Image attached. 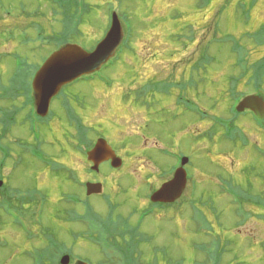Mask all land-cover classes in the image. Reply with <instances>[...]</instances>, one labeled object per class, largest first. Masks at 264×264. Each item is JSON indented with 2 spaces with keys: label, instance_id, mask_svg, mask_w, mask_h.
I'll return each instance as SVG.
<instances>
[{
  "label": "rangeland",
  "instance_id": "1",
  "mask_svg": "<svg viewBox=\"0 0 264 264\" xmlns=\"http://www.w3.org/2000/svg\"><path fill=\"white\" fill-rule=\"evenodd\" d=\"M2 4L13 11V16L7 17L0 9L1 34L19 28L15 32L18 34L25 28L32 40L36 24L49 35L60 31V24L52 18L50 0H4ZM85 4L80 33H72V42L94 51L111 27L112 14L117 13L127 34L123 53L105 71L113 82L112 87L78 81L62 92L63 99L71 100L64 99L65 108L61 101L52 102L50 110L56 112L55 118L49 126L41 125L42 142L31 136L29 120L25 122L26 116L31 119L24 102L29 84L18 83L25 78L31 80L30 73L55 46H23L19 39L15 42L0 39L3 56L0 85L12 88L8 92L14 96L12 100L23 89V97L16 103L19 109L5 114L12 104H0V118L5 114L7 124L0 122V168L1 162H5L4 154L10 155L4 165V177L11 174L9 180L22 194L27 192L26 188H40L49 184L48 181L56 183L67 178L42 165L39 152L28 155L34 146L26 153L13 143L20 140L34 143L42 154L45 152L52 159L69 157L63 161L83 180L90 177L94 181L108 180L112 187L105 184L106 190L120 192L113 183L110 166L104 165L100 175L89 177L86 158L70 151L75 148L76 129L68 120V113L73 122L80 121L79 130L97 129V136L108 140L124 162L125 157L132 155L120 174H115L120 176L117 181L122 180L126 190L112 197L127 217L133 213L128 211L131 206H137L140 211L151 206L148 199L141 200L148 192L146 182L153 179L151 182L158 189L166 182L161 178L169 174L171 180L173 168L179 166L176 157L185 155L190 160L184 170L192 182L187 185L182 200L167 210L153 209L140 226L143 233L156 237L139 247L140 258L136 259L139 264H218L217 258L220 264H264V218L259 216L264 215V207L245 201L241 210L248 213L239 216L240 210L231 205L223 191L227 186L244 195L257 196L258 186L264 183V127L260 126L259 130L251 115L235 116L230 110L238 97L257 93L264 97V0H85ZM66 5L63 12L67 13L58 17L60 22L65 17L69 19L68 15L72 18L75 15L76 0H69ZM22 11L28 13L27 19ZM15 52L27 57L26 66L20 71L13 70L10 60L13 56L6 58L5 53ZM244 61L248 66L245 64L242 69L240 64ZM251 66L257 67L261 77H256ZM25 71L26 75L11 87L13 78ZM93 104L96 109L92 112ZM51 115L49 112L48 116ZM216 115L235 120L238 128L235 134L224 133L215 126L212 120ZM11 120L15 123L9 125ZM90 132V137H94L95 133ZM60 143L64 144V151L69 150L68 154L62 152ZM124 144L132 154L122 150ZM144 162L146 168L142 166ZM51 190H41L47 196L50 193L51 201L48 199L49 206L43 210L42 228L30 229L33 235L37 232L32 240L19 227L9 225L0 212V264H45L35 259L54 253L57 245L73 247L74 258L89 264L128 262L117 254L114 261L106 260V254L102 256L99 248L94 247L97 245L88 240L80 239L76 248L70 234L79 226L70 223L61 212L71 202L62 203L56 188ZM70 192L78 199L85 198L84 188L75 182L70 184ZM91 202H97L99 211L106 209L96 197ZM209 210L215 212L216 221L208 219ZM22 211L33 219L36 205L23 207ZM238 225L242 226L237 228ZM115 233L119 231L115 229ZM40 241L43 251L36 248Z\"/></svg>",
  "mask_w": 264,
  "mask_h": 264
},
{
  "label": "flooded vegetation",
  "instance_id": "2",
  "mask_svg": "<svg viewBox=\"0 0 264 264\" xmlns=\"http://www.w3.org/2000/svg\"><path fill=\"white\" fill-rule=\"evenodd\" d=\"M59 35H61V24H60ZM57 39L61 40V37H58ZM9 42H12V41L9 40ZM58 101H63V99H59ZM92 106L94 107L93 109H91L89 107L87 110L91 109V111L93 112V110H95L96 107L94 106V104ZM85 114L87 115L86 112H85ZM116 125H118V124L116 123ZM101 127H103V126H101ZM104 129H105V127H104ZM100 138H103V137H97L95 139L93 138L90 140L89 144L86 143L87 152L90 151L94 147L97 140ZM122 149H124V147ZM66 154H68V152H66ZM116 154H117V152H116ZM125 158H126L127 162H130V159H132L131 156L125 157ZM64 159L68 160L69 157L60 159L59 165H61L63 167V171L61 173H65L67 178H65L64 180L60 179L61 181H56V183H54L53 181H48L49 184L43 185L40 188L36 187V190H32V189H35L34 187L33 188H26V189H24V191H27V192H25L24 194L21 193V195L16 194L17 190H19V189L15 188L12 185L11 181L9 180L11 174L6 178V177H4L3 173L0 171V212L9 221V225H15V226L19 227L25 234L28 233L29 238H31V240H32V237L35 236V234L37 232L33 235L31 230L35 229L38 231L40 228H42V225H40V223H42V219L45 217V214L43 211L44 207L36 204L37 202H35L33 200V198L36 197V193L42 192L41 190L48 192L49 190L56 188L55 191L58 192L59 197L65 196V198H66V199L60 200L62 203L63 202L66 203L68 200H70L72 202L71 206H69L68 208H64L61 212L66 216L69 215L70 216V222L79 226L76 231L72 230V232L70 234L71 237L73 238L74 242H75L76 248H77V243L80 239L91 241L94 244H96L97 246H94L91 243H90V245H93L94 247H98L100 252H101V255L104 256L106 254V256H107L106 260H109V253L105 252L102 249V245H101L102 239L105 238L106 242L112 247V250L119 252L121 254L122 258L129 259L128 253L131 250V244L130 243L132 241L131 234H134L135 230H137L138 235H140V237L137 238V240L139 242L143 241L147 237L150 239V242H152L155 239V237H156L155 235L143 233L142 229L140 227L141 224L143 223V221L145 220V218L152 215L151 212L153 209H155V208L158 209L159 205H163V204L157 205L158 203H153L151 201V194H153L156 190H158L160 188V187L158 189L155 188L154 183L151 182L153 179L150 182H146L148 192H147V195H145L141 199V200L148 199L150 201L149 203H151V206H149L146 209L141 210V211L137 208V206H131L128 211H133V213H132V215L127 217L124 215L126 211L123 212L122 210H120L119 205L112 200L113 195L118 196V195L124 193L126 190L122 187V180H121V182L117 181L120 176L115 177V174H120V172L122 171V168L124 167V164L126 161L124 162L121 159V163L123 162L121 168H119L117 170L112 169V171H111L113 173V176H114L113 183L115 181V183L117 184L116 187L118 189H121L120 192H118L116 190H114V192H112V191L106 190L105 184H106V186L109 185L110 187H112L109 184L108 180H106V182H107L106 183L105 181L100 182V180L94 181L92 179V177H90L91 175H94V178H95L97 176L96 174L100 175L102 167L104 165L111 166V161H108V162L101 164L99 166V170L97 172H94L93 171L94 170V168H93L94 164L86 158L85 159V163L87 166L86 175H88L90 178H87L85 181L81 182L82 180H81L80 174L69 163L64 162L63 161ZM139 159L141 160L142 157H140ZM148 160H152V159L148 158ZM152 164H155V162H152ZM42 165H44V164H42ZM145 165H146V163L144 162V164L142 166H145ZM145 168H146V166H145ZM47 169L51 170V168H49V167H47ZM68 171L72 172L73 175H71L70 172L68 173ZM61 173H59V174H61ZM168 181H169V179H166V182H168ZM72 182H75V184H77L81 187H84V183L87 182V183L91 184V186L93 188L90 189V192L88 194L86 193L87 190L84 188L86 190L85 191V198L84 199H78L75 195H73L70 192V184ZM163 184H164V182L162 183V185ZM99 185H100V187H99ZM63 188H65V189H63ZM52 191L53 190H51L50 193ZM8 192H10L12 195V197L10 199L6 198V196L3 197V195H6ZM29 193L32 195H28ZM50 193H48L49 196H50ZM49 196H48V199L51 201V198ZM16 197L18 199H15ZM73 197L75 198L74 202L72 200ZM95 197L106 205L105 210L99 211L100 209L98 207L97 202H95V203L91 202V200ZM14 200H16L15 203H14ZM33 205H36V211H35V216H33V219H31V216L25 215L27 213L22 211V208L23 207H27V208L31 207L32 208ZM53 208L59 209V206L56 205V207H53ZM134 209H136V210H134ZM67 211H69V214H67ZM147 212H149L148 216H147ZM93 215H95V216H93ZM38 216L40 219L39 222H38ZM95 217H98L102 220L109 219V217H110L113 222H116L119 217H122V219L124 221L128 222L129 227H127V226L115 227L113 232H106L103 228V221L102 220L97 222V223H94ZM1 223L2 222L0 221V224ZM115 229H117L119 231V233H115ZM13 236H16V234H14ZM13 236H12V239H15L16 237H13ZM40 243H41L40 246L36 247V248H38L39 251H43V243L41 241H40ZM146 244H148V243H145L144 245H146ZM56 247L57 248H56V251L54 253L49 254L47 257L41 258V260H43V261L49 260V262H53L55 264H58V262H60L63 259V257H68V262L70 264H77L79 262L84 261V260L83 261L77 260V258H74L72 252L75 251V249L73 247H65L64 245H57ZM124 249H126V250H124ZM114 257L115 256L112 254L111 255V261H114ZM137 257H138V254L135 253L133 258L136 260ZM72 259L74 260V262H72L73 261ZM138 260H139V258H138Z\"/></svg>",
  "mask_w": 264,
  "mask_h": 264
},
{
  "label": "water",
  "instance_id": "3",
  "mask_svg": "<svg viewBox=\"0 0 264 264\" xmlns=\"http://www.w3.org/2000/svg\"><path fill=\"white\" fill-rule=\"evenodd\" d=\"M124 37L121 22L117 14H114L111 30L93 52H86L77 45H68L55 54L41 69L34 83L39 113L42 116L47 115L50 102L64 86L84 75L99 71L104 64L115 56ZM246 108L252 109L260 118H264V101L262 98L256 96L246 98L238 110L244 111ZM89 159L94 162L95 170L101 163L109 159L113 160L115 166H121V160L115 156L105 140H99L94 150L89 154ZM187 162L188 159L183 160V164ZM186 186L187 173L185 170L179 169L174 179L153 195L152 201L155 203H174L182 197ZM63 263L67 264L68 262Z\"/></svg>",
  "mask_w": 264,
  "mask_h": 264
},
{
  "label": "trees",
  "instance_id": "4",
  "mask_svg": "<svg viewBox=\"0 0 264 264\" xmlns=\"http://www.w3.org/2000/svg\"><path fill=\"white\" fill-rule=\"evenodd\" d=\"M52 1V4L54 5V4H57L58 3V1H59V5H60V8L61 9H63L64 7L66 8V4H67V2L69 1V0H51ZM2 3H4V0H0V9H4L6 6L4 5V4H2ZM76 9L78 8V6H81L82 7V10H83V12L86 14V12H85V8L86 7H84L83 5H82V3H81V0H76ZM21 28V27H20ZM19 28H17L15 31H12L9 35H8V37H7V39H5V40H11L12 42H15V41H18V39L21 41V42H23V41H25L26 39H29L28 37H30V35L28 34V30L27 29H25V28H21L19 31H18V34H16L15 32H17V30H18ZM64 32H68V30H67V27L65 28V31ZM50 39H52V37H48V40H50ZM21 58H22V55H21ZM1 61H2V59H1ZM13 62V70L14 69H16L17 71H20V70H22L25 66H26V64L25 63H23L20 59H19V57L17 56V55H15V58H14V60L12 61ZM245 64H247V62L245 63V61L242 63V64H240V67H242V69L244 68V66H245ZM251 64H252V62H251ZM247 66H248V64H247ZM252 67V66H251ZM30 68V67H29ZM28 68V69H29ZM253 68V70H254V72H255V75H256V77H261V73L260 72H258L256 69H257V67H252ZM27 69V70H28ZM263 69V68H262ZM26 70V71H27ZM26 71L23 73V75H19V76H17V77H15V78H13V81H12V85H11V87H13L16 83H18V80H20L24 75H26ZM262 73H264V70L262 71ZM230 81V80H229ZM18 84H20V83H18ZM0 87H1V89H0V92L3 94V95H10V94H8V92H11V89H9L7 86H5V85H0ZM260 87V86H259ZM137 102V101H136ZM145 107H146V105H144ZM147 109L149 110V111H151L150 110V108H148L147 107ZM71 120V119H70ZM216 122L217 123H220V124H222V125H225L224 123H222L221 121L219 122L218 120H216ZM71 124H72V126L74 127V129H76V131L78 132V137H83V139L86 141V142H90V140H91V138L89 137V135H88V131H87V129H84V130H79V124L78 123H76V122H73L72 120H71ZM222 125H220V126H222ZM217 126V125H216ZM226 130H227V134H235V131H236V129H235V124L234 123H232V125L231 126H229V127H227L226 128ZM89 139V140H88ZM125 145L126 144H124L123 146H124V149L125 150H127L126 148H125ZM49 164H53L54 165V169L55 170H53V172H55V173H61L62 171H63V169H61V165H59V163H57V162H55V161H52L51 163H49ZM70 171H68V173H69ZM70 174L71 175H73V173L72 172H70ZM255 188V187H254ZM258 189H259V192H258V195L257 196H250V195H244L242 192H240V191H238L237 189H235V188H229V187H227V186H225V189L223 190L224 191V193H225V195L230 199L229 201H230V203H231V205L234 207V206H236V208L237 209H239L240 210V212H241V215H239V216H242L244 213H248V212H243L242 210H241V206H242V204L245 202V201H248V202H257V203H259V205L261 206V207H264V183H262L260 186H258ZM195 190V189H194ZM255 190H257L256 188H255ZM248 192V191H247ZM17 195H21V193H19V192H17L16 193ZM6 196V198H8V199H10L11 197H12V195H11V193L10 192H8L6 195H3V197H5ZM231 196H232V198H236V201H231ZM249 196V199H247V200H245L246 199V197H248ZM242 198H245V199H243L242 200ZM262 198V199H261ZM15 199H18L17 197L15 198ZM62 199H66L65 197L64 198H62ZM33 200L35 201V202H37L36 204H38V205H41L42 207H43V205H44V201L43 200H39V197L38 196H36L35 198H33ZM190 200L191 199H189L188 200V202H190ZM15 201L16 200H14V203H15ZM233 202V203H232ZM47 203V202H46ZM209 205H211V204H209ZM45 206H46V204L44 205V208H45ZM216 207V206H215ZM159 208H160V210H163V209H168L169 208V205L168 206H164V205H159ZM212 208V207H211ZM210 212H208V219L209 220H217L216 219V214H215V212H213L212 210H209ZM217 214H219V212L217 211ZM247 216H249V215H247ZM261 218H264V215L262 216V215H259ZM247 218V217H246ZM116 226H118L117 224H116ZM242 225H238L237 226V228H239V227H241ZM140 237V235H138V233H137V230H135L134 231V234H131V239H132V241H131V250L129 251V253H128V262L127 261H125V264H139V261L137 262L134 258H133V256H134V254L135 253H137L138 254V257L137 258H140V252H139V247H141V246H143L145 243H150V239L148 238H145L143 241H138L137 240V238H139ZM186 240V239H185ZM206 248H208L207 246H205ZM210 256V255H209ZM219 260V258H217L215 261L216 262H218V264H220V261H218ZM108 263V262H107ZM106 263V264H107ZM46 264H50V262H49V260H47L46 261ZM120 264H122V263H120ZM124 264V263H123Z\"/></svg>",
  "mask_w": 264,
  "mask_h": 264
}]
</instances>
